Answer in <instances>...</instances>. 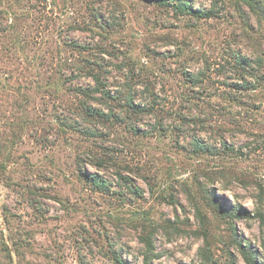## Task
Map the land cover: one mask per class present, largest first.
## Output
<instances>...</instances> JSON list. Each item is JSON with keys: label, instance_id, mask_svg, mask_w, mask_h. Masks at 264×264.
Masks as SVG:
<instances>
[{"label": "rangeland", "instance_id": "374dc122", "mask_svg": "<svg viewBox=\"0 0 264 264\" xmlns=\"http://www.w3.org/2000/svg\"><path fill=\"white\" fill-rule=\"evenodd\" d=\"M43 1L23 0L21 14L39 24L42 35L34 37L29 57L35 52L42 62L56 51L62 56L65 44L91 41L67 26L74 16L86 18L91 12L119 19L112 40L147 71L164 77L172 92L181 87L177 69L183 65L193 70L203 59L213 63L232 51L249 58L264 53V19L244 2L255 1L264 15V0H189L193 9L215 11L207 20L176 15L147 0H45L52 13L30 17ZM30 81L42 83L38 76ZM23 91L28 94L25 114L38 120L22 135L12 157H0V264H115L113 253L127 264H142L140 237L146 224L157 226L152 236L156 258L150 264H246L232 229L264 258L263 230L252 216L257 185L264 188V114L261 130L254 131L261 132L257 145L243 148L242 157H194L166 138L134 137L123 129L97 140L63 133L49 114L68 104L69 93L49 96L28 86ZM2 102L0 112L6 109L7 117L24 116L6 106L12 100ZM245 123L258 127L257 121ZM245 136L234 130L227 139L237 148ZM79 170L103 178L110 191L92 190ZM118 174L141 197L127 190ZM201 185L220 197L225 208L239 205L246 214L215 213L202 202ZM190 199L199 200L201 219Z\"/></svg>", "mask_w": 264, "mask_h": 264}, {"label": "trees", "instance_id": "16d2710c", "mask_svg": "<svg viewBox=\"0 0 264 264\" xmlns=\"http://www.w3.org/2000/svg\"><path fill=\"white\" fill-rule=\"evenodd\" d=\"M147 1L159 3L176 15L191 16L195 20L216 16L213 9H193L189 0ZM244 2L264 19L262 11L253 5L255 1ZM23 10V0H0V106L3 100L7 102L10 99L12 103H6V106L23 112L28 104V94L23 91L26 86L49 96L64 91V94L69 93L68 104L61 111L53 107L49 114L63 133L97 140L111 136V130L123 129L134 137L155 141L166 138L178 150L194 157H242L243 148L257 145L262 127L259 118L264 114L263 103L259 100L264 91V53L249 58L232 51L213 63L203 59L202 65L197 64L193 70L183 65L177 69L181 87L172 92V88L167 90L164 86V77L147 71L112 40L111 34L120 24L113 15L109 17V14L104 16L91 12L86 18L74 16L68 28L88 34L91 41H72L65 44L66 51L62 56L56 51L42 62V57L35 52L29 57L34 49V37L42 34L37 30V22L29 23L28 17L21 16ZM51 13L44 0L42 7L39 5L30 11L29 16L38 14V18L42 15L46 18ZM38 18L34 20L38 21ZM121 18L124 20L123 13ZM37 76L42 83L30 81ZM6 114V109L0 112L4 127L0 134V157H12L22 135L38 120V116H30L25 111L24 116L7 117ZM244 117L250 121H242ZM256 121L257 129H251L250 124L245 123L255 124ZM234 130L249 139H244L242 147L236 148L227 139V134ZM79 172L92 190L100 193L110 191L109 183L97 174ZM118 175L124 180L126 189L131 191L129 179ZM199 188L202 189V202H208L215 213L233 218L246 214L239 205L225 208L220 197L213 192L209 195L203 189L205 186ZM257 190L252 216L258 220L264 237V188L259 184ZM131 192L141 197L137 187ZM159 195L161 198L164 193ZM168 196L173 200L172 195ZM190 200L201 219L199 200ZM144 227L147 231L144 230L140 237L144 248L142 264H150L156 258L152 236L157 226L146 224ZM232 233L246 264H264V258L259 259L257 251L239 240L234 229ZM112 259L115 264H127L118 254L113 253ZM80 264H85V261Z\"/></svg>", "mask_w": 264, "mask_h": 264}]
</instances>
